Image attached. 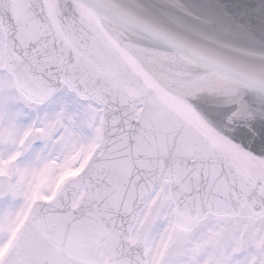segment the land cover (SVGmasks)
Listing matches in <instances>:
<instances>
[{
	"label": "snow or ice",
	"instance_id": "6c2138e0",
	"mask_svg": "<svg viewBox=\"0 0 264 264\" xmlns=\"http://www.w3.org/2000/svg\"><path fill=\"white\" fill-rule=\"evenodd\" d=\"M0 264H264V0H0Z\"/></svg>",
	"mask_w": 264,
	"mask_h": 264
}]
</instances>
